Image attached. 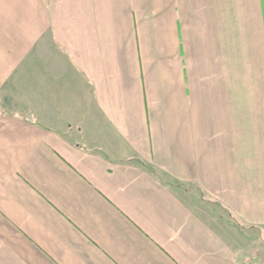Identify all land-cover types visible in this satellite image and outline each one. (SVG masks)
I'll return each instance as SVG.
<instances>
[{"label":"crops","instance_id":"1","mask_svg":"<svg viewBox=\"0 0 264 264\" xmlns=\"http://www.w3.org/2000/svg\"><path fill=\"white\" fill-rule=\"evenodd\" d=\"M264 0H0V264H264Z\"/></svg>","mask_w":264,"mask_h":264},{"label":"rangeland","instance_id":"2","mask_svg":"<svg viewBox=\"0 0 264 264\" xmlns=\"http://www.w3.org/2000/svg\"><path fill=\"white\" fill-rule=\"evenodd\" d=\"M262 235H264V234L258 233V232H256V230H253V240H254V243H256L259 240H262L263 239L262 238Z\"/></svg>","mask_w":264,"mask_h":264},{"label":"built area","instance_id":"3","mask_svg":"<svg viewBox=\"0 0 264 264\" xmlns=\"http://www.w3.org/2000/svg\"><path fill=\"white\" fill-rule=\"evenodd\" d=\"M243 264H255V261L248 259Z\"/></svg>","mask_w":264,"mask_h":264}]
</instances>
